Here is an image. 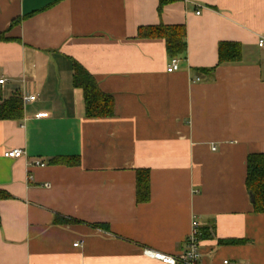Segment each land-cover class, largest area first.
Returning <instances> with one entry per match:
<instances>
[{"label": "crops", "instance_id": "obj_1", "mask_svg": "<svg viewBox=\"0 0 264 264\" xmlns=\"http://www.w3.org/2000/svg\"><path fill=\"white\" fill-rule=\"evenodd\" d=\"M158 26L185 28L177 72L163 39L138 36ZM0 36V104L22 109L0 120V264H162L143 251L181 254L194 221L200 264H264L245 186L264 154V0H0ZM221 42L239 62L217 65ZM74 63L110 118L85 116Z\"/></svg>", "mask_w": 264, "mask_h": 264}, {"label": "trees", "instance_id": "obj_2", "mask_svg": "<svg viewBox=\"0 0 264 264\" xmlns=\"http://www.w3.org/2000/svg\"><path fill=\"white\" fill-rule=\"evenodd\" d=\"M142 38H160L165 42L166 54L170 59L179 58L185 54V28L184 26H158L138 32ZM0 40L3 37L0 36ZM241 58V46L233 42H221L217 47V65L237 63ZM212 71V70H208ZM73 86L82 91L85 116L89 119H107L113 114V101L108 95L102 93L92 76L78 64H73ZM21 100L16 96L0 104V120L21 119ZM66 164L69 159H63ZM245 186L249 194L253 211L264 214V154H251L246 158ZM9 196L0 190V200ZM149 201V178L146 170L136 171V202ZM226 245L240 244L239 240H225Z\"/></svg>", "mask_w": 264, "mask_h": 264}, {"label": "built area", "instance_id": "obj_3", "mask_svg": "<svg viewBox=\"0 0 264 264\" xmlns=\"http://www.w3.org/2000/svg\"><path fill=\"white\" fill-rule=\"evenodd\" d=\"M198 15V13H196ZM257 46L259 48L264 47V39H260L257 42ZM179 68V61L177 58L170 59L166 72L167 73H174L177 72ZM3 81L0 80V84ZM34 100L33 96L24 97V102H29ZM47 114L41 113L38 114L37 118H45ZM23 155V152L21 150H12L4 152L3 157L7 159H17L20 158ZM37 166H44V164L36 162ZM199 235H198V224L195 223V221L192 223L190 234L188 235L186 242H185V249L184 251L177 255V256H169L165 254H161L159 252H155L152 250H144L143 255L147 258L157 260L161 262L162 264H200V252H199ZM222 264H231L227 260H224Z\"/></svg>", "mask_w": 264, "mask_h": 264}]
</instances>
